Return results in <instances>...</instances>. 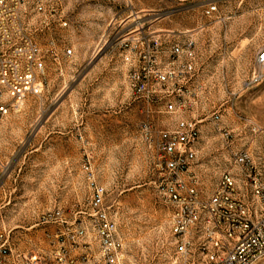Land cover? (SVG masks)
<instances>
[{
    "label": "rangeland",
    "instance_id": "obj_1",
    "mask_svg": "<svg viewBox=\"0 0 264 264\" xmlns=\"http://www.w3.org/2000/svg\"><path fill=\"white\" fill-rule=\"evenodd\" d=\"M60 1L67 27L47 25L32 7L21 12L19 24H30L46 52V73L0 127V231L15 228V244L24 248L31 236L40 240L31 225L44 215L56 223L50 215L57 211L72 223L103 186L104 208L126 249L152 264L171 213L160 193L166 131L182 120L200 122L195 173L207 194L235 170L228 143L248 152L264 179V0ZM188 36L197 41L204 89L170 110L178 96L155 73L169 47ZM216 112L233 134L229 141L210 119Z\"/></svg>",
    "mask_w": 264,
    "mask_h": 264
},
{
    "label": "built area",
    "instance_id": "obj_2",
    "mask_svg": "<svg viewBox=\"0 0 264 264\" xmlns=\"http://www.w3.org/2000/svg\"><path fill=\"white\" fill-rule=\"evenodd\" d=\"M29 7L47 25L68 26L60 0H0V127L13 105L42 86L46 73V52L34 39L30 24H19L22 10ZM216 11L213 5L205 13L211 17ZM66 54L73 50L66 49ZM201 59L197 41L188 36L169 47L163 65L158 61L157 83L179 99L170 103V110L185 101V94L204 89ZM258 63L264 65V51ZM257 79L255 74L248 84ZM210 119L226 140L233 137L221 125L220 113ZM199 123L182 120L163 134L160 193L170 203L171 213L160 256L152 264H161L162 259L163 264H264V179L254 172L249 153L228 143L229 165L235 170L225 171L213 193L207 194L195 173ZM105 193L103 186L95 187L92 207L78 213L72 223H63L62 211L50 215L57 221L54 224H47L44 215L43 223L28 228L40 229V240L31 236L24 248L15 244V228L1 230L0 264H141L126 249L116 220L104 208Z\"/></svg>",
    "mask_w": 264,
    "mask_h": 264
}]
</instances>
